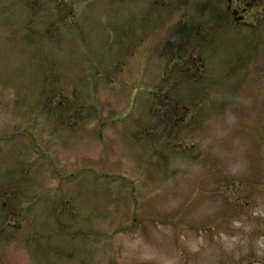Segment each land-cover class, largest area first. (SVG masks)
I'll use <instances>...</instances> for the list:
<instances>
[{
  "label": "rangeland",
  "instance_id": "1",
  "mask_svg": "<svg viewBox=\"0 0 264 264\" xmlns=\"http://www.w3.org/2000/svg\"><path fill=\"white\" fill-rule=\"evenodd\" d=\"M0 138V264H264V0H0Z\"/></svg>",
  "mask_w": 264,
  "mask_h": 264
},
{
  "label": "trees",
  "instance_id": "2",
  "mask_svg": "<svg viewBox=\"0 0 264 264\" xmlns=\"http://www.w3.org/2000/svg\"><path fill=\"white\" fill-rule=\"evenodd\" d=\"M194 45L192 48V50H186L185 52V57H184V62L186 61L187 63L191 60L192 64H194L193 66L195 67L193 71H190V69H187V71H184L182 68V71L178 73V78L176 79L175 82H173V88H174V93L171 97V95L167 96L166 98V102H163V104H159V109H162V105H164L167 108V105L169 107V109H171V105L174 107L177 104H180L181 106L185 107L186 111H189L188 108L189 105H194L196 107H198L197 105H195L193 102H189L190 99H188L187 101H183L184 98L182 96L183 89L182 87H186L188 92L191 93H198L200 91H202L201 86H203L204 84L201 82V78L203 75H205V68H206V64L203 62V59L200 55V52L198 53L199 50V44L193 42ZM181 44V42L179 43ZM195 60V61H194ZM184 102V103H183ZM166 103V104H165ZM183 121V120H180ZM179 122V121H178Z\"/></svg>",
  "mask_w": 264,
  "mask_h": 264
},
{
  "label": "flooded vegetation",
  "instance_id": "3",
  "mask_svg": "<svg viewBox=\"0 0 264 264\" xmlns=\"http://www.w3.org/2000/svg\"><path fill=\"white\" fill-rule=\"evenodd\" d=\"M235 13H237V11H235Z\"/></svg>",
  "mask_w": 264,
  "mask_h": 264
}]
</instances>
